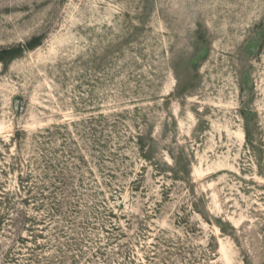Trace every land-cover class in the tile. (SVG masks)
I'll return each instance as SVG.
<instances>
[{
    "label": "rangeland",
    "instance_id": "374dc122",
    "mask_svg": "<svg viewBox=\"0 0 264 264\" xmlns=\"http://www.w3.org/2000/svg\"><path fill=\"white\" fill-rule=\"evenodd\" d=\"M0 264H264V0H0Z\"/></svg>",
    "mask_w": 264,
    "mask_h": 264
}]
</instances>
